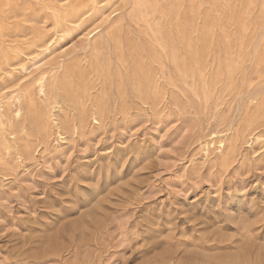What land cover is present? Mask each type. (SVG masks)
I'll return each instance as SVG.
<instances>
[{
	"label": "rangeland",
	"instance_id": "rangeland-1",
	"mask_svg": "<svg viewBox=\"0 0 264 264\" xmlns=\"http://www.w3.org/2000/svg\"><path fill=\"white\" fill-rule=\"evenodd\" d=\"M0 264H264V0H0Z\"/></svg>",
	"mask_w": 264,
	"mask_h": 264
},
{
	"label": "bare ground",
	"instance_id": "bare-ground-1",
	"mask_svg": "<svg viewBox=\"0 0 264 264\" xmlns=\"http://www.w3.org/2000/svg\"><path fill=\"white\" fill-rule=\"evenodd\" d=\"M254 48V47H253ZM254 51V50H253ZM36 82H37V87H38V89L40 90V91H42L43 89H44V87H45V77H44V75L43 74H41L40 76H38L37 77V79H36ZM18 100L16 99V102H17ZM16 104V103H15ZM219 142V146H221V147H223V143H222V141H218Z\"/></svg>",
	"mask_w": 264,
	"mask_h": 264
}]
</instances>
